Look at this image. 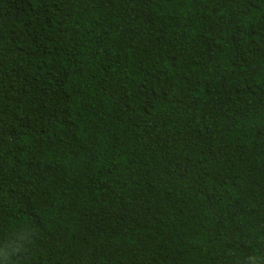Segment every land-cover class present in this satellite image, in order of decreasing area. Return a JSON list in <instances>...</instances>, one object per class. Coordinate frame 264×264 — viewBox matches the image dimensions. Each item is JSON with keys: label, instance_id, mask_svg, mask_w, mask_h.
<instances>
[{"label": "trees", "instance_id": "obj_1", "mask_svg": "<svg viewBox=\"0 0 264 264\" xmlns=\"http://www.w3.org/2000/svg\"><path fill=\"white\" fill-rule=\"evenodd\" d=\"M0 264H264V0H0Z\"/></svg>", "mask_w": 264, "mask_h": 264}]
</instances>
